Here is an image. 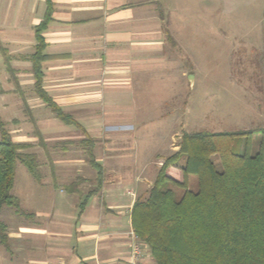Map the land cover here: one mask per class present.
<instances>
[{
    "label": "crops",
    "instance_id": "obj_1",
    "mask_svg": "<svg viewBox=\"0 0 264 264\" xmlns=\"http://www.w3.org/2000/svg\"><path fill=\"white\" fill-rule=\"evenodd\" d=\"M159 2L50 0L51 21L43 32L47 58L41 63L42 88L83 131L64 124L35 93L31 56L35 26L44 18L47 0H0V114L11 125L7 130L13 141L28 145L39 139L45 146L61 140L71 145L89 136L105 173L101 190L80 208L83 194L97 185L84 147L78 144L95 178L92 184L88 182L86 192L81 189V178V194L69 192L72 181L64 183L59 192L54 173L50 182H40L36 163L40 174L37 187L46 186L52 194L58 193V198H49L45 205L43 197L32 195L22 200L15 196L20 210L0 220L6 234L5 243H0V264H129L133 242L130 212L138 192L126 173L136 171L121 164L107 167L97 155V146L111 139L128 141L134 135V122L119 117L109 121L90 110L125 109L133 115L134 109L145 107L134 99L131 81L135 72L149 70L163 36L168 41ZM9 103H14L15 117V112L7 110ZM121 113L117 115L121 117ZM24 124L32 136L20 133ZM140 137L144 140L145 135ZM145 147L139 155H146ZM120 151L116 148L113 157L124 156ZM24 206L31 209L30 220L20 217ZM143 262L155 264L148 248Z\"/></svg>",
    "mask_w": 264,
    "mask_h": 264
},
{
    "label": "rangeland",
    "instance_id": "obj_2",
    "mask_svg": "<svg viewBox=\"0 0 264 264\" xmlns=\"http://www.w3.org/2000/svg\"><path fill=\"white\" fill-rule=\"evenodd\" d=\"M159 5L171 40L163 36V45L152 55L149 70L135 72L131 81L134 99L145 107L134 109L133 115L125 109L90 110L109 121L119 117L134 122V135L128 141L100 142L97 155L107 167L121 164L136 171L126 174L137 185L138 197L146 196L164 160L178 150L183 132L264 128V0H160ZM28 80L23 78L26 83ZM30 91L28 88V95ZM13 104L9 103L7 110L15 112V117ZM120 111L121 117L117 115ZM0 119L6 129L11 126L1 114ZM27 128L22 125L20 133ZM25 134L33 135L32 131ZM143 134L144 140L140 137ZM261 139V133L253 134L251 153L257 151ZM242 140L243 137L231 142L234 152H242ZM144 145L146 155H139ZM116 148L124 156L113 157ZM19 151L36 155L40 182H50L55 174L59 192L64 183L77 177L84 178V192L88 182L94 181L95 172L83 161L85 156L78 144L56 140L42 146L38 139ZM212 159L221 170L219 156L215 154ZM167 172L182 181L175 166ZM37 184L28 168L17 161L11 194L22 200L32 195L43 197L45 205L49 198H58V193L52 194L46 186L39 184L38 188ZM170 186L179 199L184 188ZM187 189H198L195 175H189ZM32 202L31 199V206ZM30 210L24 206L20 217L30 220ZM16 212L14 207L4 205L0 220Z\"/></svg>",
    "mask_w": 264,
    "mask_h": 264
},
{
    "label": "trees",
    "instance_id": "obj_3",
    "mask_svg": "<svg viewBox=\"0 0 264 264\" xmlns=\"http://www.w3.org/2000/svg\"><path fill=\"white\" fill-rule=\"evenodd\" d=\"M51 13L47 0L44 18L35 26L36 44L31 56L35 93L64 124L85 131L42 88L41 63L47 58L43 53V32L51 21ZM165 33L171 40L166 28ZM254 133H261L262 139L257 151L251 153ZM242 137V152H234L231 142ZM78 144L84 147L86 160L96 172L97 184L83 194L82 208L87 199L101 190L105 173L94 155V140L86 136ZM26 146L13 141L0 119V212L4 205L20 210L18 199L11 194L17 161L39 178L36 155L19 151ZM178 146L162 163L146 196L138 197L130 212L133 233L148 248L154 263L264 264V128L185 131ZM215 154L221 170L212 159ZM180 160L182 163L178 164ZM172 166L179 170L182 181L167 172ZM189 175L197 177L196 191L187 189ZM80 180L69 184V192L82 193L78 188ZM170 185L184 188L179 199ZM5 240V226L0 221V243Z\"/></svg>",
    "mask_w": 264,
    "mask_h": 264
},
{
    "label": "built area",
    "instance_id": "obj_4",
    "mask_svg": "<svg viewBox=\"0 0 264 264\" xmlns=\"http://www.w3.org/2000/svg\"><path fill=\"white\" fill-rule=\"evenodd\" d=\"M133 242L131 243L129 253V264H144L143 257L145 255V245L140 242L132 232Z\"/></svg>",
    "mask_w": 264,
    "mask_h": 264
}]
</instances>
